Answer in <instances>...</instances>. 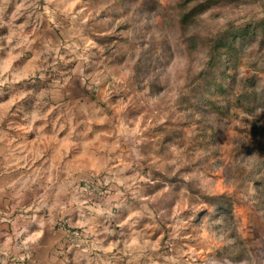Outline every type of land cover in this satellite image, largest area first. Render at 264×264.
<instances>
[{"label":"rangeland","instance_id":"1","mask_svg":"<svg viewBox=\"0 0 264 264\" xmlns=\"http://www.w3.org/2000/svg\"><path fill=\"white\" fill-rule=\"evenodd\" d=\"M192 6L0 0V130L17 159L63 157L54 264H264V0ZM247 28L199 104L215 42ZM16 243L0 264H35Z\"/></svg>","mask_w":264,"mask_h":264},{"label":"crops","instance_id":"2","mask_svg":"<svg viewBox=\"0 0 264 264\" xmlns=\"http://www.w3.org/2000/svg\"><path fill=\"white\" fill-rule=\"evenodd\" d=\"M4 138L0 130V250L12 249L14 243L13 249L20 250L16 242L28 239L36 254L35 264H54L55 251L62 248L61 238L68 235L54 229L52 210L40 208L45 202L51 203L59 192L56 190L62 176L63 157L56 161L55 154L49 153L47 158L44 155L33 161L35 149L27 148L28 145L23 157L17 159L10 152L15 148L13 140L7 143ZM55 152L61 155L60 148ZM71 175L66 183L71 182Z\"/></svg>","mask_w":264,"mask_h":264},{"label":"trees","instance_id":"3","mask_svg":"<svg viewBox=\"0 0 264 264\" xmlns=\"http://www.w3.org/2000/svg\"><path fill=\"white\" fill-rule=\"evenodd\" d=\"M219 1L220 0H183L184 4L192 3L194 5L186 13H183V22L186 23L192 17L207 11L213 5L218 4ZM255 32L256 30L252 28H247L242 31V33L228 32L225 35L224 39H218V41L215 42L212 50L213 53L209 61V69H207V71L203 73V79H205V88L203 90V94L197 97L199 104L210 101L207 100L208 98H210V96H214L215 94H217L218 96H223L228 91L229 88L228 86H226V82L230 79V75L225 70L222 71L221 68L222 66H233L237 63L236 49L233 46L234 41L238 39L241 41H246L249 39L250 36L254 35ZM217 69H219L220 72H216ZM211 106L220 115L224 113V107L217 106L213 102Z\"/></svg>","mask_w":264,"mask_h":264}]
</instances>
